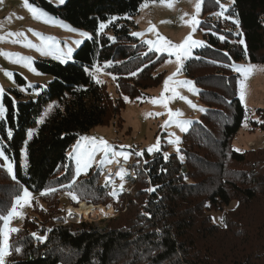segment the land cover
Masks as SVG:
<instances>
[{"label":"trees","instance_id":"16d2710c","mask_svg":"<svg viewBox=\"0 0 264 264\" xmlns=\"http://www.w3.org/2000/svg\"><path fill=\"white\" fill-rule=\"evenodd\" d=\"M29 1L90 32L91 39L86 38L67 63L53 58L35 62L38 72L51 77L45 88L36 85L41 87L37 96L17 88L4 94L7 111L0 120V149L12 163L16 180L0 158V214H7L23 187L37 193L55 188L47 194L54 195L61 188L76 191L87 186L95 187L96 196H107L109 183L99 182L92 170L74 178V163L67 155L81 134L107 125L125 108L124 99L112 97L106 84H97L89 72L111 61L105 70L117 77L121 94L132 99L147 96L146 90L158 86L163 78L155 71L164 57L131 35L137 26L133 17L151 0H66L61 5ZM220 10L216 0H204L201 26L206 43L194 50L182 68L197 86L205 111L182 135L181 155L171 152L166 161L163 154L168 144H162L158 153L145 150L147 163L139 173L143 186L137 199L118 194L122 204L127 198L126 212L134 210V218L127 223L115 218L103 226L81 221L46 227L45 219L27 215L24 226L17 227L19 232L10 234L13 250L6 264H264V218L254 222L248 213L249 204L264 193V175H251L236 166L246 165L249 159L247 151L232 146L246 109L238 96L240 75L224 66L231 60L264 64V0H235L229 6L225 16L237 18L239 28L232 19L214 15ZM111 17L118 19L109 23ZM101 23L107 24L103 31L99 30ZM240 39L247 45V57ZM133 72L137 75H130ZM16 78L26 84L21 75ZM51 102H57L54 110L38 123L43 108ZM157 185L155 192L145 191ZM235 199L239 206L226 213L227 227L215 223L211 211L222 210ZM38 215L45 216V212ZM32 233L47 239L40 242ZM15 247L22 251L16 253Z\"/></svg>","mask_w":264,"mask_h":264},{"label":"rangeland","instance_id":"374dc122","mask_svg":"<svg viewBox=\"0 0 264 264\" xmlns=\"http://www.w3.org/2000/svg\"><path fill=\"white\" fill-rule=\"evenodd\" d=\"M49 1L53 2L56 5H61L59 3V0ZM220 1L221 4H223L227 9L232 4V0ZM196 2L197 0H173V6L169 8L166 5L161 4L159 0H156L155 3L151 1H145L141 5L139 13L135 17H133L137 26L132 28V33H145L143 37H138L143 42L146 40H155L156 33L148 32V28L151 23L152 25H155L156 30L161 36L166 37L172 43L179 44L191 32V26L182 22L180 17L187 13L188 15L185 16L184 19L190 20L192 15H194L195 13L194 6ZM29 3L39 9H42L45 13H47V18L49 20L55 21V23L46 24L40 20L33 19L30 12L24 7L23 0H0V36L6 37V39L0 41V51L18 53L23 57H31L32 67L35 69V71H30L22 64L14 63L5 56L0 55V86L3 87L4 94L7 93L9 88H17L20 90L24 89L25 92L37 96L38 92L41 90V87L36 85H40L45 88L51 80V77L49 75L38 72L35 67V62L40 58H53L51 55H41V53L36 51V49L25 47L21 43H13L12 40L16 39V37H8L7 33L23 32L27 40H30L33 44L37 45L40 44V39L36 35H33V32L29 31L30 29L34 30L36 33L42 34L46 38L53 37L55 38V41L59 45L60 49L66 50L69 47L73 49L72 57L68 61L72 60L74 52L86 39V37L80 36L79 32L83 31L91 35L90 32L73 27L65 20L52 15L43 8L39 7L38 5L30 1ZM145 3H147V7L143 6ZM221 11H223L222 8L219 12ZM214 13H217V11H215ZM20 17H23V19H20ZM197 18L199 19L200 24L197 27L196 31L193 33V38L196 40L204 41L206 43L203 37L204 29L201 26L203 20L202 7L200 14ZM137 21H139V23H137ZM162 21H165V23H161ZM61 22H63V24L65 25H68L72 29H77L78 31L73 32L65 27L60 26ZM76 41H79L80 43H76ZM195 49L196 48L192 50L191 57L193 56ZM157 54L162 55L164 59L160 62L155 72L162 73L163 78L158 86L146 90L147 96H139L143 97V100L132 99L127 95H122L117 87L116 80L112 79L114 75L111 73V75H109V72L105 70V64L99 65L102 71L96 73V78L94 79H99L101 83H105L106 88L112 97L117 98L121 96L123 99L124 97H128V101L126 102L124 100L125 108L122 109L120 114H117L113 119H111L107 125H98L92 128L89 132L83 133L80 136L87 135L94 136L97 138L103 137L115 149H138L139 151L146 150L151 145H154L157 141V137H159L160 147L162 144H168V154L172 152L181 155L180 151L176 152V147H179L180 149L181 138L184 132H181L180 129L175 127L174 125H169L167 128L161 127L164 124L165 120L168 119L167 115L165 114L156 116L154 114L166 113L167 110L163 106L153 105L149 102V98H157L160 96V93L163 89L164 80L169 75H171L177 67L174 57H169L167 53ZM169 60L171 62H168ZM233 63L237 66L245 65L247 63H251L256 66V69L254 70L252 75L245 82L246 90L245 100L243 101V104L246 109V115L238 134L232 142V146L234 149L238 151H247V156L249 159L246 165L236 166L240 169H244L246 173L251 175L255 173H260L264 175V64L253 63L249 60H231L229 65ZM6 71L10 73L11 76L5 75ZM92 71H94V68L91 70V72ZM17 74L21 75L26 79L25 85H21L18 83L16 78ZM177 79L188 80L193 82V80L184 75L182 71L177 77ZM241 79L242 77L240 75V77L238 78V96L239 82ZM194 87L195 92L189 91L186 87L180 88L179 92L181 95L191 100L192 103L197 106L196 108L190 107L185 101L180 99H175L169 102V107L173 111L180 110L183 113L181 119L191 122L189 127L193 122L198 120L200 115L202 114L203 111H200L199 109L205 110L206 108L205 105L198 99V88L195 84ZM3 99L4 95L0 96V103L4 104ZM56 105L57 102H51L47 104L43 108V111L38 118V123L42 117H44L45 120V118H47V116H49L54 110ZM50 107L51 111H49ZM46 112L47 115L45 116ZM148 113H152L153 115L148 116ZM171 133H175V136H178L180 138V144L178 146L168 143V140L172 138L169 135ZM76 141L68 150L67 155L72 150V147L76 144ZM122 145L129 147L121 148ZM102 156L103 153L98 152L95 157L96 162L92 164V166L87 170L86 173H82L79 176L83 177V175L85 176L92 170L94 174L98 177L99 182L105 183L106 176L101 173V167L103 165L101 166L97 163L102 158ZM71 160L74 163V178L76 179L77 176L75 174V160ZM7 162L9 161H5V164ZM138 177L132 180L129 176L125 175L123 181H121L118 175L110 177V182H108L110 186V190L108 192L109 194H107V196L103 195L102 197L96 196L97 194H95V187L91 189L87 188V186H82L83 188L76 189V191H69L61 188V190H59V192L54 195H41V193L29 190L32 193L31 205L25 206L21 210L23 213L22 218H13L10 221L9 226L13 228L24 226V222L26 220L27 215L33 219L35 217H38V220L45 219L47 221L46 227H50L52 224H78L81 221H87L94 223L95 225L103 226L105 224H108L110 220L115 218L118 219V222L127 223L128 221H130V219L134 218V210H132L130 213L126 212V207L124 206V204H126L127 198H124V203L122 204V198H118V194L123 192L124 194H128V198L137 199L135 195L137 194L138 190L143 186L142 184H140V182H138ZM121 183H123L124 185L123 191L120 190ZM114 188L117 194L116 196H110V193L114 190ZM262 188L264 189V176ZM70 192H74L78 196V201L73 200L71 198V196L69 195ZM92 199H99L104 203L95 204ZM130 201L131 204L135 203L134 200ZM115 204H117L121 209H117ZM237 204H239V201L235 199L231 202L229 206L225 207L224 209L219 211H211L212 220L213 218H215V223H219L222 227H224L223 224L225 223L226 213L235 212ZM91 205H103L106 209H108L110 213L107 215L101 214L96 216H81L76 214L69 215L68 213V208L70 206L82 208ZM134 208L136 207H133L132 209ZM246 209V207H243V210ZM41 210L43 213L45 212V216L38 215V212ZM248 213L254 222H260L264 218L263 192L259 193L257 199L253 204H249ZM221 217L224 218L223 222H221L220 220ZM7 258L8 257H6V262Z\"/></svg>","mask_w":264,"mask_h":264},{"label":"snow or ice","instance_id":"6c2138e0","mask_svg":"<svg viewBox=\"0 0 264 264\" xmlns=\"http://www.w3.org/2000/svg\"><path fill=\"white\" fill-rule=\"evenodd\" d=\"M151 2L155 3L156 0H151ZM161 4L166 5L167 7L171 8L173 6V0H159ZM217 4L220 5V7L223 9L221 12L214 13V15L218 17H223L224 19H232V22L239 28V20L237 18H233L231 16H225V13L228 11V9L223 5L220 4V0H216ZM24 7L30 12L33 19L40 20L44 23H55L53 20H49L47 18V13H45L42 9H39L29 3V0H23ZM60 4H64L65 0H59ZM203 0H197L195 4V13L192 15L190 20H185L184 17L188 14L185 13L183 16L180 17L181 21L185 24H188L191 26V32L188 36L184 38V40L179 43L175 44L172 43L170 40H168L166 37H163L159 34V32L156 30L155 25H152L150 23V26L148 28V32H155L156 33V39L155 40H146L144 41L145 44H147L149 51H154L157 53H167L169 57L175 58V63L177 65L176 70L169 75L163 82V89L160 93V96L157 98H149V102L153 105H160L163 106L167 111L166 113H155L154 115L160 116V115H167L168 119L165 120L164 124L161 126L163 128H167L169 125H174L175 127L179 128L181 132L188 131V127L190 125V121H186L181 119L183 116V113L180 110L173 111L169 107V102L175 99H180L185 101L190 107L196 108L197 106L192 103L191 100H189L187 97L180 94L179 89L182 87H186L189 91L195 92V87L193 82L188 80H179L177 77L180 75L182 68H183V62L190 58L192 55V50L197 47H203L205 46L204 41L196 40L193 38V33L196 31L197 27L200 24L199 19L197 18L200 14L201 7H202ZM232 4H235V0H232ZM144 7H147V3L143 5ZM238 16V13L236 14ZM20 19H23V17H20ZM118 19L117 17H111L109 20V23L112 21H115ZM139 23V21H137ZM161 23H165V21H162ZM60 26L65 27L69 29L70 31L77 32V29H72L68 25L63 24L61 22ZM107 27V24L101 23L99 25V30L103 31L104 28ZM33 32V35H36L40 39V44H33L30 40H27L25 37V34L23 32H9L7 33L8 37H16V39H13V43H21L23 46L28 48H34L36 51L40 52L41 55H51L54 59L59 60L61 63H67L69 59L72 57V48H67L66 50L60 49L59 45L55 41V38L53 37H44L40 33H36L34 30H29ZM79 35L82 37H86L91 39V36L87 32L80 31ZM131 35L136 37H143L145 33L142 32H133ZM238 35H243L242 32L238 33ZM23 38V39H19ZM6 39L5 36H0V41ZM109 39L115 40L114 37H109ZM221 40H224V37H220ZM76 43H80L79 41H76ZM239 44L244 46V53L247 57V45L243 39L239 40ZM0 55L5 56L9 60H11L14 63L22 64L24 67L28 68L30 71H35V69L32 67V58L31 57H23L18 53H9V52H3L0 51ZM144 55H147V53H144ZM225 55H228L225 53ZM168 62H171L170 60ZM111 61L105 62V67L111 66ZM225 67H230L234 72H237L241 75L242 79L239 82V98L243 102L245 100V90H246V81L247 79L252 75L254 70L256 69V66L247 63L245 65H239L231 64V65H224ZM146 67V66H145ZM85 71H88V69H85ZM102 69L99 65H96L94 67V71L89 72V75L93 76V78H96V73L101 72ZM39 74V73H37ZM5 75L11 76L10 73L7 71L5 72ZM109 75H111L109 73ZM130 75L135 76L137 75L136 72L131 73ZM113 80L117 79V77L113 76ZM96 83L99 84L101 81L99 79H96ZM21 91H24V89H21ZM167 94V95H166ZM4 95V89L2 86H0V96ZM138 100H143V97H138ZM124 100L127 102L128 97H124ZM200 111H205L204 109H199ZM7 109L5 108L3 103H0V120L4 119L5 112ZM49 111H51V107L49 108ZM47 115V112L45 113V116ZM148 116L153 115L152 113H148ZM44 122V117L41 118L39 123ZM33 132L30 130L27 135L29 138L33 136ZM12 130L9 129L7 131V137L9 139L12 138ZM170 138L168 140V143L173 145H179L180 144V138L178 136H175V133L169 134ZM129 146H121V148H125ZM148 154L158 153L161 151L160 147V138L157 137V141L154 145H151L146 149ZM179 147H176V152H179ZM238 151V150H237ZM98 152L103 153L102 158L97 162L98 165H106L111 164L114 162L115 158H123V160L127 161L129 157L132 155V153H126L124 151H117L112 145L109 144L107 140H105L103 137H94V136H80L79 139L76 141V144L72 147V150L68 153V157L70 159L75 160L76 169L75 174L78 177L82 173H86L87 170L92 166V164L95 161V157ZM145 153V150H141L139 152H136L135 155L137 157H143ZM27 155L25 151V156ZM164 159L167 161L169 154L164 153L163 154ZM0 158H3V160L8 161V157L5 155V151L0 150ZM181 160L183 157H180ZM116 163H119L120 161L118 159H115ZM139 163V161H138ZM144 163H147V161H144ZM6 170L8 174L12 176L13 180H16V176L13 172V165L9 161L5 165ZM162 171H166V169H162ZM123 181L124 176L126 175V171L121 168L119 172L116 173ZM75 181H73L74 183ZM110 182V177H106V183ZM159 187V185L154 186L152 188L146 189L147 192H155L156 188ZM124 185L121 183L120 190L123 191ZM57 191L55 188H49L43 192H41V195H47L49 193H53ZM116 190H114L110 193L112 196H116ZM69 195L73 200L78 201V196L74 192H70ZM31 199H32V193L28 190L27 187H23L21 189L20 194L16 195L14 202L11 204L10 209L8 210L7 214H0V222H2V225H0V264H5L6 257L10 256L12 254V246L10 245V234L11 233H17L19 232V229L10 227V221L15 217H21L23 216L22 209L25 206L31 205ZM210 207V205H206ZM239 205L237 204V207ZM111 207V206H109ZM103 211V210H101ZM69 215H71V212H69ZM144 215H149L147 213H144ZM215 222V218H213ZM221 222H223L224 218H220ZM224 227H227V224H223ZM49 231H51L49 229ZM35 239L39 240L40 242H44L47 237L46 236H38L36 233L31 234ZM15 252L20 253L22 249L20 247H15Z\"/></svg>","mask_w":264,"mask_h":264},{"label":"built area","instance_id":"2783aa9c","mask_svg":"<svg viewBox=\"0 0 264 264\" xmlns=\"http://www.w3.org/2000/svg\"><path fill=\"white\" fill-rule=\"evenodd\" d=\"M117 151H125L126 153H132V155L129 157L127 161L123 160V158H115L118 159L120 162L116 163L115 159L114 162L111 164H106L102 166V173L106 177H113L116 175L118 171H120L121 168H123L126 171V175L130 177V179H136L138 177L140 171L144 168V161L145 159L143 157H137L135 155L136 152H139L138 149H125L121 150L119 148H116ZM139 161V163H138Z\"/></svg>","mask_w":264,"mask_h":264},{"label":"bare ground","instance_id":"6f19581e","mask_svg":"<svg viewBox=\"0 0 264 264\" xmlns=\"http://www.w3.org/2000/svg\"><path fill=\"white\" fill-rule=\"evenodd\" d=\"M93 205V204H92ZM86 206V207H75V206H70L68 208V213L71 212V214H76V215H85V216H96V215H107L110 212L108 209H106L103 205H97V206ZM103 210V211H101ZM69 216V215H68Z\"/></svg>","mask_w":264,"mask_h":264}]
</instances>
